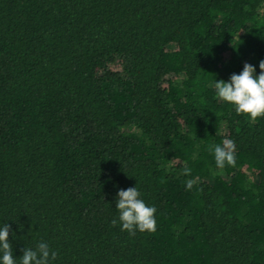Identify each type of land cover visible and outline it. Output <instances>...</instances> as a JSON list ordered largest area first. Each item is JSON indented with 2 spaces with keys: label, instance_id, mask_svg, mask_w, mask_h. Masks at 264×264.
I'll list each match as a JSON object with an SVG mask.
<instances>
[{
  "label": "trees",
  "instance_id": "1",
  "mask_svg": "<svg viewBox=\"0 0 264 264\" xmlns=\"http://www.w3.org/2000/svg\"><path fill=\"white\" fill-rule=\"evenodd\" d=\"M262 60L264 0H0L16 264L41 242L50 264H264V116L214 87ZM225 138L236 164L221 169ZM135 187L155 232L121 230L118 192Z\"/></svg>",
  "mask_w": 264,
  "mask_h": 264
},
{
  "label": "clouds",
  "instance_id": "2",
  "mask_svg": "<svg viewBox=\"0 0 264 264\" xmlns=\"http://www.w3.org/2000/svg\"><path fill=\"white\" fill-rule=\"evenodd\" d=\"M261 73L255 76V68L245 63L240 74H232L230 82L224 80L216 81L214 84L217 96L220 100L235 106L237 114H244L254 122L257 118L264 116V60L259 64ZM210 151H214L215 162L218 168L223 169L225 165L235 167V143L228 138L223 140V146H210ZM185 175H191V169H184ZM187 188L191 189L195 180H188ZM140 193L137 188L121 189L118 192L116 207L120 212L119 220L122 225L121 230L128 231L135 235L136 230L140 232H155L157 209L149 207L139 198ZM117 223L112 221L113 226ZM10 226L5 224L0 228V261L2 264H16L13 257L12 245L9 242ZM58 253L51 251L47 243L41 242L36 249L25 248L20 257V264H50L54 261Z\"/></svg>",
  "mask_w": 264,
  "mask_h": 264
}]
</instances>
